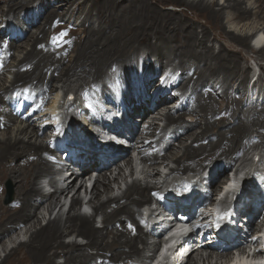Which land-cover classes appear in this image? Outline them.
Instances as JSON below:
<instances>
[{"label": "bare ground", "instance_id": "6f19581e", "mask_svg": "<svg viewBox=\"0 0 264 264\" xmlns=\"http://www.w3.org/2000/svg\"><path fill=\"white\" fill-rule=\"evenodd\" d=\"M35 1L41 3L42 8L35 17L32 13H27L28 25H26L23 20L26 8L31 5L30 1L0 0L8 6L6 11L0 7V16H7L8 21L23 19L19 22L23 23L25 33L35 22L40 23L38 30L42 27L38 35L30 34L32 38L29 37L28 42L33 41V43L30 44L31 47L23 58L17 62L18 73L12 85L4 87L0 83V179L12 178L16 187V196L10 204L1 203L0 198V241L14 230L16 232V229L22 225L30 221L33 223V226L27 229V232H30L29 239L21 240L8 251L6 250L5 258L0 264H6V262L7 264H58L57 259L60 256L65 258L63 264H122V261L130 263L132 259L142 261L144 252L155 250L159 243L157 239L154 242L148 241L152 234L150 221L145 220L147 225H143L142 208H151V216H156L158 209L152 210V208L157 203L151 196L157 192L161 193L162 186H159L160 182L143 183L135 178L122 196L114 194L112 183H119L121 178H124L122 181L127 180L125 167L130 168L132 174L135 171L131 153L138 150L145 162L152 166L154 163L153 171L147 170V178H157L159 175L156 166L161 165L156 164L158 158L163 159L162 163L165 162L164 159H174L177 162L178 165L171 169L170 175L176 171L185 173L188 170L202 169L213 158L225 162L224 170L215 178L219 187L217 189L215 185L213 187V190L218 191L220 187L225 186L219 194V202L223 206L230 198H235L255 165L249 162L244 163L245 166L236 165L232 169L231 176L224 182H222L221 174L228 165L234 163L246 151L248 146L253 145L252 142L259 147L263 145L264 148V105L257 104L252 108H247L245 105L248 102L246 95H251V92L246 91L251 71L249 66L243 63V60H246L245 57L241 56L239 49L236 48L237 45L250 48L249 42L254 41L256 37L258 38L255 45L251 44L253 47H259L258 45L264 42V32L261 29L251 34H237L227 31L224 24V16L228 10L234 18L248 19L254 16L255 19L264 22V0H255L256 7L245 6V0H225L221 6L217 1L208 3L209 1L205 2L206 0L188 1L189 4L187 0ZM167 1H175L177 4L186 5L189 9L200 10L201 15H198L196 19L204 18L205 20L200 33L197 26L190 23L188 15L181 17L177 13L162 12L158 8V4ZM68 14L70 17L65 20ZM206 27L219 30L215 36L230 44L222 43L217 50L209 47L210 33ZM10 32L12 36L3 48L1 39L4 33L0 30V54L5 52L4 57L0 55L2 65L8 63L14 48L22 47L23 42L19 41L25 35L24 31ZM149 36L157 40L156 46L161 49V52L154 48L155 43L150 45L154 49L144 45L137 46L142 42L145 43ZM43 40H45L44 43ZM70 46L75 53L73 57L68 56ZM140 48L145 49L148 54L155 55L160 62L170 63L182 69V74L174 87L182 88L183 94L174 96L171 92L172 95L166 93L160 96L154 106L155 111H158L157 114L153 115L154 112L149 109L146 117L158 116L160 113L158 109L168 108L163 118L168 124H178L172 131L173 136L180 138L187 133L191 138L193 137V141L190 144L182 141L178 150H172L174 142L169 137L170 133H166L164 137L166 144L161 150L145 152L143 149L151 147L153 143H146L148 134L153 136L157 129L156 122L152 119L151 122L149 121V127L147 126L150 130L146 133L148 137L136 136L128 150L118 155L113 154L116 156L113 166L118 169L114 176L112 172L110 176L105 172L111 169L105 164L100 169L94 168L98 158L93 152L83 158L82 172H76L73 175L74 179L70 182L60 179L62 181L60 182L57 178L60 175L53 176L47 182L52 191L46 192L39 181L43 176L48 178L60 171V168L56 167L57 160L52 156H57L59 154L57 151L65 145L56 143V137L52 138L48 133L53 129L54 122L48 121L44 129L42 127L35 129L36 123L32 122L43 116L30 117L26 114L21 115L18 111H7L2 103L7 99L5 96L18 91L20 88L18 86L23 84L31 87V91L37 93L39 102L43 103L47 94L53 90L52 81L62 82V87L66 88L73 86L76 92L86 89L89 85H95L97 94L104 95L105 89L111 88L112 80L115 78L120 81L126 91H129L134 81V61L138 58ZM258 55L264 59V47L259 48ZM201 63L204 66L200 67ZM157 81L155 74L150 81L146 82L147 88L152 85L149 91L154 89ZM34 83L38 84L32 85ZM218 88L221 89V93L217 95ZM54 91L57 93V89ZM185 94L190 97L186 105L171 106ZM57 100H52L49 103L50 107L47 106V109H52L49 113L54 119L57 118L55 107L60 106L62 109L69 110L72 105H77L76 101L65 104L63 100L58 104ZM6 103L8 104V100ZM82 109L86 110L84 106ZM187 114L194 115V118L188 120L189 122L185 120ZM20 117L21 125L16 126L17 130L14 134L15 127L12 128L11 124L17 122ZM31 126L29 130L28 127ZM196 126L201 129L200 132L192 131ZM93 129L92 127L91 130ZM56 133L53 135H57ZM255 133L258 135L256 140L253 137ZM211 134L215 135L214 141L209 139ZM66 159L72 161L69 157ZM64 162L63 160L62 163ZM74 162L75 159L72 165ZM94 173L97 174V178L91 189L92 195L89 197V202L96 213H103V227H97L95 224L97 214L87 215L80 210L74 213L72 209L65 219L58 211L53 219L37 227L40 223L36 212L40 206L47 203V210L54 211L60 205L62 197L74 190L73 208L83 199L80 196L83 186L86 188V195H89L86 183ZM163 181L166 182V180ZM101 187L104 188L103 191ZM233 189L238 192H233ZM104 194L106 198H103ZM173 196L171 200L175 199ZM208 208L211 209L209 212H207ZM204 213L210 217L218 215L221 218L222 216L221 212L217 213L213 209L212 202L208 203ZM261 217H264V212L260 213L259 220ZM129 223L133 224L135 230L129 227ZM182 227L183 225H179L178 228ZM73 233L87 238V243H80L78 237L67 242L66 238ZM139 242H142L140 247ZM90 247L97 250L96 254L90 252ZM184 248L181 246L178 251H183ZM245 248L246 244L237 247L241 251ZM233 249L232 246L224 248L218 245L197 247L193 241L188 248H185L187 253L180 254L173 264L177 262L178 264H196L198 256L203 257L204 252L201 251L207 252L205 258L209 262L205 264H214V259L217 264L221 258L222 264H228ZM166 259V257H160V261L156 264H164ZM245 260L244 258L239 264H245L247 262Z\"/></svg>", "mask_w": 264, "mask_h": 264}, {"label": "rangeland", "instance_id": "374dc122", "mask_svg": "<svg viewBox=\"0 0 264 264\" xmlns=\"http://www.w3.org/2000/svg\"><path fill=\"white\" fill-rule=\"evenodd\" d=\"M27 1L28 2L30 1L31 5L28 8H26V10H25L26 13L24 15V20L23 19H16V20H13V21H8L7 20L8 19L7 16H0L1 17L0 18V30L4 33L2 35L3 37L1 39L3 48L6 47V45L8 44V41L10 40V37L12 36L10 31H12V33L13 32L22 33L23 31H24L23 33L26 32L23 29V26H22L23 23L19 22V20H23L24 24L28 25L27 13H32L33 16L35 17L36 14L40 12V9L42 8V4L41 3H37L35 0H27ZM188 1L192 2V1H197V0H187V3L189 4ZM213 1H217L219 6H221L225 2V0H206L205 2L210 3V2H213ZM244 5L247 6V7H256L255 5H257V3H256L255 0H245ZM158 6H159L158 8L162 12H164V11L165 12H174V13H177L178 15H180L181 17H183L185 15H188V18L190 19V23L192 25H196L197 26L198 32L200 33V31L202 30V26L204 25V21H205L204 18H200V20L196 19V17H198V15H201L200 10H198V9H196V10L189 9V8L186 7V5L177 4V3H175V1H167V2H164V3H160V4H158ZM0 7L4 11H6L8 9L7 4H5L4 2H0ZM66 17L67 18L65 20H68L70 15L68 14ZM39 24L40 23L35 22L34 25H32L29 28L27 33H25L23 38L19 41V42H23L21 44L22 47L14 48L12 50V55L10 54L9 59H8V63L2 65L1 64L2 62H0V83L2 85H4V87H8V86L12 85L13 79L15 78L16 74L18 73V64H17L18 60L23 58L25 53L31 47L30 44L33 43V41L28 42L29 41V37L32 38L33 33L35 34V36L38 35V33H40L41 30H42V27H41V30H38V25ZM224 24H225V27H226L227 31H232V32L237 33V34H247V33L251 34V33L257 32V31H259L261 29H262L261 31L264 32V22L263 21L255 19L254 16H252V17H250L248 19L234 18L230 10H228L225 13ZM205 25H208V24L205 23ZM206 29L210 33V40L208 41L209 47H213V48H215V50H217V49H219V47H220V45L222 43H225L227 45L230 44L228 41L219 39V38H217L215 36L219 30H215L212 27H206ZM263 36H264V34H263ZM151 37L152 36H149V39H147V41H145V43L142 42V44H138L137 46H139V45L143 46L144 45V46H148L150 48L151 47L150 45L155 43L154 44L155 45L154 48H156L157 51L161 52V49H158L157 46H156L157 45V43H156L157 40L154 37H152V39H151ZM257 38L258 37L254 38V43H256V39ZM44 41L45 40H43V43H44ZM249 43L251 45L250 48H246V47H243V46L240 47V45H237V47H236V48L239 49L241 56H244L245 59H246V60H243L244 61L243 62L244 65L245 66H249V69L251 71V76H250V78H249V80L247 82V85H246L247 88H248L246 91L249 90V88L252 85L251 81H253V82H255L253 84V88H256L259 92H261L263 94L264 93V79H263L264 78V59L258 55V50H259L260 47H264V42L260 43L259 45L257 44L259 47H253L252 44H251L252 43L251 41ZM154 48H152V49H154ZM140 52H146V51H145V49L140 48L139 53ZM0 55L2 57H4L5 56V52L1 53ZM68 56L69 57L75 56V53L72 51V46H70V48H69ZM153 60L154 61L151 64L152 68L157 67V65H159V63H160V66L165 65V63H162L159 60H157L156 57H154ZM4 65H5V67H3ZM167 65L171 66L173 68H177V67H175V65L170 64V63L167 64ZM200 65H201L200 67L204 66L203 63H201ZM179 70H182V69L179 68ZM133 71H134V69H133ZM1 79H3V80L1 81ZM37 84L38 83H34L32 85H37ZM22 85L23 84H20L18 86V87H20L18 91H14L13 93L9 94V96H5V98H7L6 100H8V104L6 103V100H3V102H2L3 105L7 108V111H13V112L14 111L15 112L18 111V112L21 113V115L26 114V115H29L30 117H35V116H38V115L43 116L41 118H37L35 121L32 122V123H34V122L36 123L35 124L36 126L34 125L35 129H39V127L40 128L41 127L45 128V125H46V123L48 121L49 122H51V121L54 122L55 125H54L53 129L48 131L50 137H52V138H55V137L58 136V135H53L57 131H59V130L61 131V130H64V129L67 130L69 127L76 125L78 123V119L83 115V112H84V109H82V108L77 112L78 106L79 105L83 106L81 103H87V100L88 101L91 100L93 98V96L97 94L95 85H93V86L89 85L86 89L84 88V89L80 90L79 92H76V89L73 86H72L73 88L72 87L66 88V87H62V82L52 81V86L51 87L53 88V90H52V92L50 91V93L47 92L48 93L47 94V98L42 103V102H39V100L37 98L38 97L37 93H35L34 91L33 92L31 91L32 90L31 87H28L27 85H23V86ZM56 85H58L57 88H56ZM151 87H152V85L149 86L147 88V90L149 91ZM27 88H29V89H27ZM54 89H57V91H56L57 93H55ZM72 89H75V90L73 91ZM179 90L183 94V92H182L183 89L179 87ZM149 92L151 93L152 91H149ZM168 93L171 94V91H168L167 94ZM219 93H221V89L218 88L216 90V94L218 95ZM55 94H58L59 96L55 95ZM98 95L103 96V93L102 94H98ZM243 95L244 96L246 95L245 91H243ZM34 96H35V98H34ZM247 96L248 95H246V97ZM54 99H56V100L59 99L57 101H62L63 100L65 102V104L66 103L67 104L68 103H72V102L76 101L77 105L76 106L72 105L69 110L62 109L61 107H58V106L55 107L54 111H55V116L57 118L54 119V117H52V114H50L51 113L50 110H52V109H50V108L47 109V106L50 107L49 103L52 100H54ZM263 99H264V97L261 100H259L257 97H255V98H253L251 100L252 103L249 104L247 102L245 105L247 106V108H252V106L257 105V104L264 105V100ZM173 100H174V98L172 99V101ZM182 100H183L182 104L185 105L190 100L189 95L188 94L183 95L182 96ZM248 101H249V99H248ZM174 104L175 103H173L172 106H174ZM86 105H88V104H86ZM150 110L152 111V109H150ZM158 110L160 111V113H159L160 115L158 114V116L155 115L154 117H152V115H151V117L149 116L148 119L146 121H144V124H147L148 127H149V121L151 122V120L154 119V122H156V125H157L156 126L157 129L155 131V134L153 136L148 134V136H149L148 137L146 135V133H147V131L149 133V131H150L149 128L148 127L145 128V126H142V129H140V132L144 131L143 135H146L148 137V138H146V140H147L146 143L149 144V143L153 142L151 144V147H146V148L143 149V150H145V152H147V153L151 152L152 153V152H156V151L161 150L166 144V140L164 138L166 133H170L169 137L174 142V145H173L174 149H172V150H175V149L178 150L180 148L179 145H181L180 142H182V141H186V143H188V144H190L193 141V137L191 138L190 134H187V133H185L184 135L181 136V137H183V139H181V137L178 138L176 136H173L174 133L172 131L175 130V128L177 127L178 124L177 125H174L173 123L172 124H168L165 121V118H163L164 117L163 114H165V112L168 110V108L167 109L161 108V109H158ZM153 112H154L153 113V115H154V114H157L156 112H158V111L154 110ZM49 114H50V117H48ZM185 117H186L185 118L186 122H189L188 120L194 118V115H192V114L188 115L187 114ZM67 118H69L68 121H65L64 119H67ZM21 120L22 119L20 117V119L17 120V122H13L11 124L12 128L15 127L14 134H15V132L17 130L16 126L21 125V122H20ZM84 122L87 123V121L85 119H84ZM22 126H23V124H22ZM28 128H29V130H31L30 128H32V126L28 127ZM82 128H84V127H82ZM221 129H223V127ZM67 131L70 132L71 130L69 129ZM190 131H188V133ZM192 131L193 132L194 131L200 132L201 129L198 126H196V127H194L192 129ZM52 132H53V134H52ZM59 136H60V138L64 139V135L63 134H61V135L59 134ZM210 136H209V139L211 141H214L216 139L214 134H211ZM253 137L256 140L258 135L255 133V135ZM52 138H51V142L53 143V139ZM143 140L145 141V139H143ZM252 143H253V145L248 146L246 151H244L234 161L233 168L236 165L245 166L246 164H244V163H247V162H249V164H251V165L254 163L255 167L259 166V165H261V166L264 165V148H263V145L261 147H259V146H256V144L254 142H252ZM147 144H146V146H148ZM57 152L59 153L60 151H57ZM63 152L64 151H61L60 153H63ZM135 152L136 153H131V156H133L136 159L135 160L133 158L134 159L133 166H134V170L135 171L132 174L130 172V168H126L127 166L126 167L124 166L125 167V175H126L127 180L126 181H122V180H124V178H121L119 183H112L111 186L114 188L113 192H114L115 195L118 194V195L122 196L123 193H125V191H127V189H126L127 187H125V184L127 186L128 185L130 186V184L133 183L135 178H137L138 180H141V182H143V183H145L146 181H150L151 183L160 182L159 186H162L161 189H160V192H161V190L164 189V188H168V187L175 188L176 186H179L181 183H183L185 180H187L185 175H188L189 173L195 172L197 170H201V168H198V169L191 170V171L188 170L185 173H180V172L176 171V172H173V174L170 175L171 169L176 168V166L178 165L177 162L174 159L173 160L172 159L171 160L170 159H164L165 162L162 163L163 159L162 158H158V162L156 164L157 165H161L160 167L156 166V167H158L159 175L157 176V178H150V177L147 178V176H148L147 170L153 171V168H155L153 166H155V165L153 163V166H152V164H149V163L145 162L142 159L141 154L139 153L138 150L135 151ZM58 153H56V154H58ZM60 153L57 156L56 155L52 156L53 159L57 160L56 158H58ZM54 157H56V158H54ZM61 161H63V160H61ZM211 161L215 162L219 166H223L224 164H226L225 162L223 163V161H219L217 158H213L212 160L208 161L204 166H206ZM123 163L125 164L124 161H123ZM123 163H122V165H123ZM56 164H57L56 167L59 168L62 163H58L57 162ZM59 164H60V166H59ZM261 166H260V168H261ZM114 168L115 167H112L111 169L109 168V170H111V171L106 170L105 172H107V174L110 176L111 172L114 170ZM143 169L145 170L144 172H143ZM117 172H118V169L115 170L112 173L113 176ZM55 175L59 176L60 172H57L56 174L51 175L48 178H45L43 176V178L39 181V184L43 186V188H44V190L46 192H51L52 191L51 186L47 182ZM221 175L223 176L222 177V182H224V180H225L224 176L225 175H224V173H222ZM60 177H61V175L58 178H60ZM1 179H0V198H1V203H3V204H8L9 203L10 204L14 200V198L16 196L15 181L12 178H8V177L1 178ZM163 180H166V182H164ZM59 181L62 182L61 180H59ZM77 181H78V179H77ZM129 181H132V182L129 183ZM246 181H244V183H243V185H242L240 190L243 189ZM45 183H47L46 187H44ZM218 187H219V183H216L215 184V188L217 189ZM91 189H93V184H92V188ZM101 189H102L101 191H103L104 188L101 187ZM84 190L85 189H84V186H83V189L81 190V192L84 193ZM232 191L233 192H238L237 190H234V189ZM90 192H88V193L90 195H92ZM10 194L12 195V200L8 201ZM104 195H103V198H106V195L105 196ZM70 197H71V192L68 195L63 196L60 205H58L54 211H48L47 210V203L45 205L40 206V208L36 212V214H37V216L39 218V223H40V224L37 225V227H39L40 225H45L49 219H53L58 214V211H60V214H62L64 216L63 219H65L67 214L69 212H71L70 211L71 209L73 210L72 212L77 213L76 211L79 210L78 205H75L72 208V201L69 199ZM114 204H117V203H114ZM61 206H62V208H61ZM60 208H61V210H60ZM156 208H157L156 206L155 207L153 206L152 210H154ZM74 209H76V210H74ZM91 209H92L91 213L93 215L97 214V217H96L97 220H96V223H95L96 226L97 227H103V225H104V223H103V219H104L103 213H101V214L100 213H96L94 207H91ZM142 209H143V216H144V219H143L142 222H143V225L146 226L147 223H145V220L148 221L150 219L148 214L151 215V210H150L151 208L144 209V207H143ZM262 218L263 217H261L260 219H262ZM128 225H129V227L131 229L135 230V227L133 226V224L129 223ZM30 226H33V223H31V221L26 223L25 225H22L20 228H17L16 232L14 230L10 235L4 236V238L0 241V263H2V259L5 258V253L14 244H17L21 240L25 241V240L29 239L30 232H27V229ZM33 229H35V228H33ZM76 235H77L76 233L75 234L73 233L71 236L66 238V241L70 242V241L75 240L76 237H78L77 239H78V241L80 243H84V244L87 243V238H85L83 236H76ZM156 239L159 240V238H156V237H153L152 235H150V237L148 238V241L149 242H154ZM155 243H158V242H155ZM138 246L139 247L142 246V242H139ZM89 250L93 254H96V252H97V250L92 248V247H90ZM201 252H204V253H202V255L205 258V256L207 255V252L206 251H201ZM153 253H154L153 250H146V252H144V256L142 257L143 258L142 261H137V259H132V261H130V263H125L123 261L121 263L122 264H144L145 261L149 258V256L152 255ZM183 253H184V250L183 251H178L177 255H180V254L182 255ZM203 257L201 258V255H199L198 258H197L196 264H203L201 262H204V263L205 262H209L208 260H206V258L204 259ZM64 259H65L64 256L58 257L57 263L58 264H63L64 263ZM166 260H168V258ZM178 263L179 262H177L176 264H178ZM6 264H7V262H6Z\"/></svg>", "mask_w": 264, "mask_h": 264}, {"label": "clouds", "instance_id": "9594fccd", "mask_svg": "<svg viewBox=\"0 0 264 264\" xmlns=\"http://www.w3.org/2000/svg\"><path fill=\"white\" fill-rule=\"evenodd\" d=\"M106 90V89H105ZM60 102L61 101H59V103L58 104H60ZM82 105H83V103H81ZM58 107H60V106H58ZM83 106H78V108H77V112L82 108ZM75 116V115H74ZM84 116V117H83ZM83 117V118H82ZM60 119V118H59ZM63 119V118H62ZM68 119L69 118H67V119H64L65 121H68ZM84 119L87 121V123L86 122H84ZM92 125V121L88 118V116H87V113L84 111L83 112V115L78 119V123L76 124V125H74V126H76L78 129H81L82 127H84V128H82V129H85V130H88V129H91V126ZM52 134H53V132H52ZM56 139H57V137H56ZM55 139V141H56V143H58V141ZM62 150H60V152H61ZM59 152V153H60ZM61 153H60V155L58 156V158H56V159H58V160H61L62 158H61ZM58 162V161H57ZM59 163V162H58ZM63 165V163L61 164V166ZM65 165V164H64ZM61 166L59 167L60 168V171H61ZM115 169V168H114ZM59 171V172H60ZM56 176V175H55ZM57 177V176H56ZM58 178V177H57ZM60 178H58V180H59ZM130 182H132V181H129V183ZM125 187H127V185L125 184ZM84 189H85V187H84ZM163 190V189H162ZM88 191V190H87ZM91 191V190H90ZM89 191V192H90ZM71 192H74V190L73 191H71ZM158 193V192H157ZM74 194V193H73ZM156 194V193H155ZM155 194L152 196V199L154 200V197H155ZM73 196V195H72ZM72 196L69 198L71 201H72ZM80 196L83 198L82 199V201L80 202V203H78L77 205H78V208H79V210H80V212L81 213H83V207H84V205L85 204H87V205H89L90 207H93L92 206V204L89 202V200L87 201V197L89 196H91L90 194L87 196L86 195V192H85V190H84V193H82V192H80ZM87 196V197H86ZM90 215H93V214H90ZM159 241V243H158V246H159V244H160V242H161V238L158 240ZM157 246V248L155 249V250H153L154 251V253H153V255H150L149 256V258H153V257H155V255H156V251L158 250L159 251V247ZM160 261V259H157L156 260V262H155V264L157 263V262H159ZM146 263V262H145ZM144 263V264H145ZM164 264H168V262L166 261Z\"/></svg>", "mask_w": 264, "mask_h": 264}, {"label": "water", "instance_id": "95a60500", "mask_svg": "<svg viewBox=\"0 0 264 264\" xmlns=\"http://www.w3.org/2000/svg\"><path fill=\"white\" fill-rule=\"evenodd\" d=\"M11 200H12V195L10 194L8 201H11Z\"/></svg>", "mask_w": 264, "mask_h": 264}]
</instances>
